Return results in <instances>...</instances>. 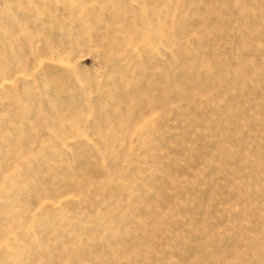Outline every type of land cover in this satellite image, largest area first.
I'll use <instances>...</instances> for the list:
<instances>
[{"label": "rangeland", "instance_id": "obj_1", "mask_svg": "<svg viewBox=\"0 0 264 264\" xmlns=\"http://www.w3.org/2000/svg\"><path fill=\"white\" fill-rule=\"evenodd\" d=\"M0 264H264V0H0Z\"/></svg>", "mask_w": 264, "mask_h": 264}]
</instances>
